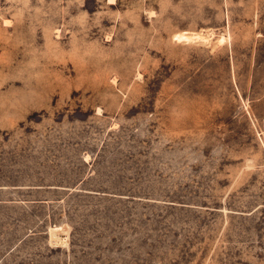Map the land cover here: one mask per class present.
Wrapping results in <instances>:
<instances>
[{
  "label": "rangeland",
  "instance_id": "obj_1",
  "mask_svg": "<svg viewBox=\"0 0 264 264\" xmlns=\"http://www.w3.org/2000/svg\"><path fill=\"white\" fill-rule=\"evenodd\" d=\"M0 264H264V0H0Z\"/></svg>",
  "mask_w": 264,
  "mask_h": 264
}]
</instances>
